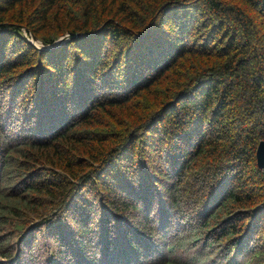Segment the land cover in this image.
I'll list each match as a JSON object with an SVG mask.
<instances>
[{"label":"trees","instance_id":"trees-1","mask_svg":"<svg viewBox=\"0 0 264 264\" xmlns=\"http://www.w3.org/2000/svg\"><path fill=\"white\" fill-rule=\"evenodd\" d=\"M260 32L264 0H0V224L13 228L0 231V258L171 264L174 244L158 240L183 230L174 176L229 135L236 85L258 116L241 117L235 157L254 133L264 140ZM67 33L78 35L49 48L29 38L50 45ZM188 58L199 70L187 77ZM159 85L153 112L127 123ZM108 118L124 131L105 130ZM144 119L143 135L128 131ZM239 173L222 174L188 226L184 242L209 249L203 263L264 264V190L236 184Z\"/></svg>","mask_w":264,"mask_h":264},{"label":"rangeland","instance_id":"rangeland-1","mask_svg":"<svg viewBox=\"0 0 264 264\" xmlns=\"http://www.w3.org/2000/svg\"><path fill=\"white\" fill-rule=\"evenodd\" d=\"M229 1L240 3V0H229ZM130 7H133V3H130ZM204 10L207 12L206 16L208 18L216 19V16H214L211 12H209L208 9H204ZM172 19H174V17H172ZM188 21L190 22L189 18ZM55 32L56 29L51 30L52 34H54ZM255 33L259 34V31L255 30ZM74 35H78V34H74ZM61 36L63 35L61 34L57 38ZM29 38L36 46L38 47L44 46L43 42L40 39L37 38L36 40H33L31 36H29ZM196 38L199 39V35L197 37H192L193 39L192 42L196 43L197 46L204 42L203 39H199L198 41H196ZM68 39H70V36L65 40ZM258 40L259 43L257 45L264 43V33H262L259 36ZM214 43L215 41L213 42V44ZM112 45L113 44L111 42L109 45V49L110 47H113ZM191 60H195V59L192 58ZM188 62H190L189 58L188 60L183 61L180 68V70H182L183 73L187 74V77L192 74L191 72L192 70L194 71L199 70L197 67L194 68V66L189 64ZM152 92L153 93H147L143 98L144 102L143 105H141L142 112L138 110L137 112H135V115H133L132 112H134V109L133 108H132L133 110L131 109V115L129 116L130 118L125 119L127 123L131 124L136 119V117L143 115L146 116L145 114L152 113L154 107L158 104V101L161 100V98L164 97V95H166V88L164 85H159L155 88V91ZM225 113H226V118L224 123L230 129L229 135H227L224 139H219L220 144L216 143L217 146L215 147V149L210 150V148H208V151L202 154V156H195L196 158L194 157L190 159L188 166L185 169H183V174L181 176H179L178 178H175L174 176V180L177 179V183L174 186H172L170 191H172V195L176 200L177 204L181 205L182 213L180 215L178 214L179 216H177V220L179 224H182V222H184L183 223L184 226H183V230L180 232V235L165 236L164 238L161 237L158 240L159 248L166 249L165 244H171V243L174 244V247L172 249L170 248L168 252L167 251L165 252V256H166L165 259H167L168 257V260H170L171 264H211L209 263L210 260L208 261L205 260L206 263H203V261L198 260V257L203 255L204 253L206 254V252L209 251L206 245L204 246L201 245V240H197L194 243H190V242L185 243L184 239L186 238L189 231L188 226L189 225L195 226L199 222L198 217L201 215L203 208L202 200L205 198V197L203 198L202 196L203 195L205 196L207 191L210 190L211 186L212 188L214 187L216 188V186L214 185H216L217 181L222 177V174H225L227 171H235L236 169H238L240 173L237 176L238 181L236 184L239 185L242 182H248L251 181V179H255L259 185H263V182H261V180L256 179L259 176L264 175V169L257 168L255 156H254V150H255L254 148L257 145V142L260 140L258 139L256 133H254L253 135L250 134V136L252 135L250 138L251 139L250 147L252 149L248 148L246 155L245 156L242 155L238 159L235 157L234 154L235 149L238 147L237 143L230 144L231 138L234 137L233 135L242 129L240 127L241 117H245L247 114H249L251 118H254V116H258V111L257 112L254 111V107L251 106L249 99H247L243 91L240 90V88H238V85H236L235 89L232 92V96L230 98V104L228 109L225 110ZM146 120L147 119H144L141 123L130 125L128 131L133 130L136 133L138 132L140 133V135H143L144 132H146V126H143ZM262 120L264 122V119ZM125 126L126 125L121 126V124L119 125V123L113 122L109 118L105 119V130L110 128L114 132L119 130V133H121L124 131L123 129ZM160 167L162 166L160 165ZM244 176L246 177L244 178ZM234 178L235 177L233 175V179ZM220 184L221 182H219L218 186H220ZM259 185L257 186V188L252 184L249 185L251 188V190L249 191L255 192L256 190H264L263 188L264 186H260L263 189L261 188L258 189ZM32 216H29V218H32ZM142 219L144 220V222H146L145 218ZM8 223L10 225V228L9 225L5 226L4 224L3 225L0 224L1 232L6 231L10 233L13 230L11 220ZM211 251L213 253L214 249H211ZM155 263H156L155 260H153L151 263L145 262V264H155ZM0 264H8V263L2 259L0 260Z\"/></svg>","mask_w":264,"mask_h":264},{"label":"water","instance_id":"water-1","mask_svg":"<svg viewBox=\"0 0 264 264\" xmlns=\"http://www.w3.org/2000/svg\"><path fill=\"white\" fill-rule=\"evenodd\" d=\"M74 34H77V33H67L59 38H57L52 44L48 45H44L43 47H53V46H56L58 44H60L61 42L65 41L66 38H68L69 36L72 37V36H76ZM31 38L33 40H36L37 37L35 35H31ZM255 161H256V165L258 168L260 169H264V140L261 139L258 141L257 145H256V149H255Z\"/></svg>","mask_w":264,"mask_h":264}]
</instances>
